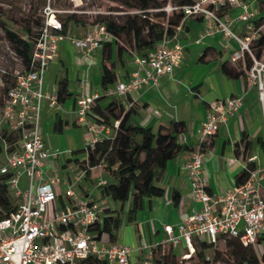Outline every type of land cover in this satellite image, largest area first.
Returning a JSON list of instances; mask_svg holds the SVG:
<instances>
[{
	"label": "built area",
	"instance_id": "2783aa9c",
	"mask_svg": "<svg viewBox=\"0 0 264 264\" xmlns=\"http://www.w3.org/2000/svg\"><path fill=\"white\" fill-rule=\"evenodd\" d=\"M169 8L183 11L181 24L189 18L201 17L205 35L220 32L225 38L235 40L240 48L234 52L233 60L249 52L258 64L249 47L250 42L258 38V28L253 22L258 12L251 11L247 0H195L190 5ZM234 8L241 10L236 17L231 15ZM58 12L50 3L44 7V21L31 68L16 71L15 83L0 109V150L5 155L0 175L8 176L3 184L9 199L16 201L9 214L0 218V264H83L89 258L103 260V264H155L154 248L159 244L173 248L184 246L179 257L185 260L196 253L201 242L217 243L226 236L239 239L244 246L257 248L264 231V194L257 171L252 172L245 183L212 193L204 174L201 144L189 153L184 164L191 198L200 206L192 208L176 224L165 223L164 242H146L141 248L133 249L111 242L106 233L99 237L93 231L106 211L112 209L110 198L101 193L99 198L92 199L77 191L73 185L85 179V172L81 170L82 179L66 177L56 166L54 161L60 152L52 151L46 144L41 131L42 111L46 100L56 109L61 108V102L56 92H45L43 86L45 73L58 58L62 42L72 44L90 66L103 42L111 40L112 36L105 25L100 31L96 29L85 36L66 34ZM239 23L245 24L243 38L241 32L235 30ZM134 61L137 70L132 77L115 83L106 95L123 97L145 86H158L161 77L171 76L183 63L184 45L177 33L165 37L144 55H134ZM258 74L261 71L252 67L247 73L248 79L255 83ZM83 83L76 97V112L78 123L87 129L85 148H92L111 128L98 122L92 110L96 99L104 93H92L90 83ZM259 94L264 104L263 82L259 84ZM243 100L244 95H237L209 104L207 117L197 130L201 143L240 109ZM147 116L150 118V113ZM118 123L116 121L115 125ZM107 184V179L99 178L96 187L101 192Z\"/></svg>",
	"mask_w": 264,
	"mask_h": 264
},
{
	"label": "crops",
	"instance_id": "0c3cea01",
	"mask_svg": "<svg viewBox=\"0 0 264 264\" xmlns=\"http://www.w3.org/2000/svg\"><path fill=\"white\" fill-rule=\"evenodd\" d=\"M240 12V9L234 8L231 10V15L236 17ZM235 30L245 35V24L239 23ZM181 35L184 61L173 74L161 77L158 86H145L131 95L120 97L126 109L131 103L136 105L137 113L131 116V123L152 128L154 132H157L161 125L167 126L173 120L184 121L187 130L182 135L181 142L187 143L196 150L201 144V137L197 130L207 117L209 104L218 99L244 95L240 109L230 116L226 123L220 125L214 135L205 140L208 148H201L205 160L204 174L208 180V190L212 193H221L238 185V177L242 171L248 165H255V172L257 171L260 177L259 183L264 194V104L259 97L258 88L248 79V75L229 77L223 71V64L227 61L232 66H236L237 60H233L232 56L239 50V44L233 39L225 38L220 32L205 35V23L201 17H192L185 21ZM134 55L136 53L124 52L122 59L116 61L119 63H116L117 82L130 79L137 70ZM114 56L116 57V50L113 52V60H115ZM238 60L242 61L245 68L244 57ZM102 75V48L95 53L94 62L89 66L81 53L67 41L60 44L58 58L51 62L45 73L43 86L45 92L57 93L59 80L67 76L70 83L69 91L72 93L65 101H60V109L50 106L49 101L46 100L45 109L51 110L52 114L55 112V115L48 116L47 110L42 118L41 131L47 146L63 147L67 154L71 153L65 162H61V154L57 157L59 163L54 161L63 171L68 170L72 164H75L76 168L71 169L81 170L75 158L82 159L85 154L75 156L73 152L86 147L88 134L86 126L78 123L76 97L85 81L90 83L92 93H104L101 86ZM147 113H150V118ZM59 116L68 122V126L61 133L56 132L53 127ZM76 128H83L85 134L83 137L79 135V139L73 134L69 135L66 146L64 140L66 130L72 133ZM113 134L112 129L106 133L107 136H113ZM77 141L84 142V147L76 149ZM189 153H182L167 163L165 172L156 182L165 190L163 196L146 199L142 209L134 214L130 213L131 198L124 204L119 202L120 208L111 205L112 209L122 210L123 221L116 242L133 249L141 248L146 242L162 243L166 238L163 231L165 223L176 224L192 208L200 206L191 198L190 180L184 168ZM251 157L256 159L251 161ZM63 171V175L72 177L71 172ZM99 178L104 177H98L97 181ZM95 179L92 177L84 181L89 184V182L94 183ZM80 187V191L92 199L95 198H93L95 191L100 192L96 185L93 189L83 184ZM126 204L129 205V213L125 222L123 214ZM256 251L260 255L264 254V231Z\"/></svg>",
	"mask_w": 264,
	"mask_h": 264
},
{
	"label": "trees",
	"instance_id": "16d2710c",
	"mask_svg": "<svg viewBox=\"0 0 264 264\" xmlns=\"http://www.w3.org/2000/svg\"><path fill=\"white\" fill-rule=\"evenodd\" d=\"M194 1L129 0L124 1L123 4L130 8V12L118 16L111 14L103 16V23L112 39L103 42L102 45L103 75L101 86L104 94L96 99L92 110L97 121L109 126L114 134L99 140L92 148H83L74 151L73 154L75 156L85 154L82 159L75 158L76 163L85 172V179H91L98 167H102L108 172L111 180H107L108 184L102 187V194L123 204L131 198V214L142 209L146 199L163 196L165 190L156 182L165 172L167 163L178 155L191 152L194 149L187 143L181 142V137L187 130L184 121L173 120L167 126L161 125L159 130L154 132L152 128L131 123V116L137 113L135 104L126 109L120 97L105 94L109 87L118 81L113 52L116 50V60H121L124 52L129 50L131 53L144 55L148 50L154 49L165 37H171L177 33L179 37L182 36L181 33L185 27V22L181 24L184 16L183 11L173 10L172 15L168 16L164 8L169 2L172 6L182 7L192 4ZM72 20V15L64 21L61 20L64 33L67 32ZM253 22L257 28L264 25V0H262V5ZM180 25L182 27L178 30ZM4 31L11 43L13 52L25 65L24 69H30L40 30L32 41L21 37L7 27L4 28ZM251 48L255 59L261 60L264 53V31L255 39ZM244 61L245 68H243L241 60L236 61V66H232L227 61L223 64V71L229 77L246 76L247 71L253 67L254 59L245 52ZM109 62H111L110 65H108ZM14 77L15 83L16 76L14 75ZM14 83L8 87L6 94ZM69 84L67 76L58 82L57 96L61 102L72 95L69 91ZM116 121L119 122L118 126L115 125ZM66 126H68V122L59 116L55 121L54 129L61 133ZM206 145V141H203L201 148H208ZM255 170V165H248L238 177L239 184L245 183ZM7 178V175H0V218L8 215L13 209V204L6 192V186L3 184ZM121 215V209H108L102 222L95 226L93 231L98 233L99 237L106 233L111 242H116L123 221ZM221 239L226 240L227 252L235 264H264V254H258L253 246H244L239 239L234 237L226 236L218 241ZM217 243L205 241L198 244L196 249L197 264H211V260L205 255V251L215 247ZM220 255L221 253L217 251L214 260L218 261ZM178 257L176 249L173 247H163L159 244L154 248L155 264H178ZM103 263V260L89 258L83 264Z\"/></svg>",
	"mask_w": 264,
	"mask_h": 264
},
{
	"label": "rangeland",
	"instance_id": "374dc122",
	"mask_svg": "<svg viewBox=\"0 0 264 264\" xmlns=\"http://www.w3.org/2000/svg\"><path fill=\"white\" fill-rule=\"evenodd\" d=\"M124 1L129 0H0V109L8 87L14 83V75L16 74V71L23 70L25 66L22 60H20L13 52L11 43L5 35V27L16 32L18 35L29 41L34 40L40 30L42 22L44 21V17L42 15L43 9L50 3L53 8L59 11L58 16L62 21H64L68 16H73V20L69 23L66 34L85 36L96 31V29L97 31H100V28L104 26L103 16L109 14L118 16L130 12V8L123 4ZM247 2L250 4L251 11H258L260 9V6L262 5V0H247ZM171 6V3L169 2L164 8L168 16L172 15L173 10H170L169 8ZM263 31L264 25L258 28L257 37H259L260 33H262ZM241 37L243 38L244 34L241 35ZM254 41L255 39L252 40L249 44L251 52V46ZM127 53H131V51L129 50L127 51ZM114 59L115 61H117L116 57ZM257 61L258 64H256V62L254 61L253 67H257V69L261 71V74H258L259 76L254 84L259 91V84L261 82L264 83V69H262V66L264 65V53L262 59ZM116 63L119 64L118 62ZM110 64L111 62L108 63V65ZM45 111H47L46 113L48 114V116H51L55 113L53 112L52 114L51 110L47 108L45 109L44 106L42 111V118ZM72 134L75 135L77 139H79V135L83 137V134H85V132L83 131V128H76L72 133L66 130L64 134L66 146L68 144V137H70L69 135L72 136ZM77 143L78 147L76 149H81L84 147V142L77 141ZM48 147L54 152H60L61 162H65L66 158L71 155V153L67 154L64 151L65 148L63 147ZM82 156H84V154H82ZM55 161L57 164L59 163V160L55 159ZM4 162L5 155L0 150V165ZM73 167L76 168L75 164L70 165L68 170L65 169L63 171L62 168L60 170L64 173L71 172L73 178L82 179L81 170L78 168L75 170L71 169ZM94 174H96L94 176L92 175V177L96 178L94 180V183L89 182V184H87L82 179L81 182L76 181L73 187L77 191H80V185L83 184V186L89 185V187L93 189L97 183V178L100 176H103L108 181L111 180L108 172L102 167H98L94 171ZM100 196L101 194L97 190V192L95 191L93 198H99ZM11 202L13 205L16 204L15 200H12ZM109 202L113 207L117 206L118 208H120L119 202L116 203L112 199H109ZM128 207L129 205L126 204L124 208L123 217L125 222L129 213ZM104 239H107L106 235H104ZM217 251L221 253L218 261L214 260ZM183 252L184 246L180 245L176 248V253L178 255H181ZM196 253L190 259L182 260L180 257H178V264H197L198 259ZM205 255L211 260V264H235V261L227 252L225 239H221L220 241H218L215 247L205 251Z\"/></svg>",
	"mask_w": 264,
	"mask_h": 264
}]
</instances>
